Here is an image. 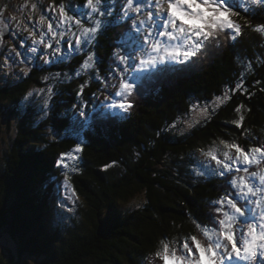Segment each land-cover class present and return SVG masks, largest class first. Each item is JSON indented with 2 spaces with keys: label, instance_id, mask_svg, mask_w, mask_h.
<instances>
[{
  "label": "trees",
  "instance_id": "obj_1",
  "mask_svg": "<svg viewBox=\"0 0 264 264\" xmlns=\"http://www.w3.org/2000/svg\"><path fill=\"white\" fill-rule=\"evenodd\" d=\"M119 13L117 8L110 19ZM240 14L243 32L235 42L213 46L196 64H158L154 74L140 81L132 80L135 68L123 77L117 74L128 65H118L112 51L119 47L123 54L134 48L136 36L127 23H110L90 47L96 63L87 75H77L83 69L84 54H79L61 66L36 62L28 77L1 85L0 118L18 116V108L22 110L0 165V235L5 231L16 243L15 259L29 255L38 257L34 264H142L159 238L192 230L188 213L201 224L211 221L208 202L231 190L230 177L211 172L197 177L192 170H200L195 148L217 137H240L245 129L256 137V146L264 140V36L251 30L264 23V9ZM115 27L121 29L115 33ZM123 33L126 37L119 41ZM55 72H64L65 80L42 79ZM121 82L133 86L135 101L128 112L113 113L100 103ZM49 83L55 93L51 114L37 122L42 103L22 106L20 101L29 88L46 89ZM237 84L242 87L237 89ZM225 93L230 99L217 106L214 102ZM193 105L204 107L206 115L188 133L160 132L166 122L188 116ZM241 105L245 119L237 128L235 109ZM251 136L240 142L247 146ZM78 143L82 152L75 153L78 160L69 166L75 164L76 171L68 174L79 200L69 216L67 205L56 200L68 169L56 161ZM142 192L146 205L121 209L122 202ZM4 259L0 264L17 263L13 254Z\"/></svg>",
  "mask_w": 264,
  "mask_h": 264
},
{
  "label": "clouds",
  "instance_id": "obj_2",
  "mask_svg": "<svg viewBox=\"0 0 264 264\" xmlns=\"http://www.w3.org/2000/svg\"><path fill=\"white\" fill-rule=\"evenodd\" d=\"M41 5H47L53 12L51 21L41 14ZM117 8L120 13L113 21L110 18ZM256 9H264V0H82V3L80 0H59L58 3L56 0H0V50L8 46V52L0 57V74L18 80L17 70L24 77L32 71L28 66L32 58L29 57L28 64H25L11 42L3 39L9 28L20 34L26 33V39H31L34 46L28 51L32 57L39 46L43 45L47 50L54 42L53 52L49 54L46 51L41 57L44 64H49V55H59L61 41L65 38L69 43L74 40L76 51L80 52L81 45L92 47L110 23H127L128 30L136 36L135 47L123 54L119 47L112 51L118 65H128L123 72L117 73L123 77L130 68L198 63L209 56L213 46L219 47L224 41H233L236 35H242L240 10L254 15ZM245 23L251 26L250 21ZM251 30L264 36V23L252 26ZM94 56V52H88L83 62L87 70L95 68ZM136 60L140 61L138 65L134 63ZM42 79L58 81L60 73H49ZM96 79H100L99 74ZM121 83L128 85L127 88L119 85L115 93L122 102H112L107 107L119 108L114 105L135 101L133 86ZM112 87H116L115 83ZM52 90V86L29 88L20 104L26 106L34 95L40 97L44 109L40 119H47L51 114L50 102L55 95ZM119 109L129 111L127 108ZM198 122L195 118L185 121L178 116L172 123L166 122L160 132L183 136ZM160 132L156 135L159 136ZM250 136L249 130L245 129L240 137H217L195 148L199 162L212 175L230 177L227 183L231 190L226 188L208 202L213 213L209 223L201 224L188 213L192 230L159 238L142 264H264V140L259 142V146H256L254 136L247 146L240 142ZM134 155L138 159L140 154L136 152ZM192 170L197 177L205 175L195 166ZM70 171L68 169L63 174L64 194L75 204L79 198L70 183ZM65 176L69 179H64ZM147 203L143 199L135 207L142 208ZM69 211H75V208Z\"/></svg>",
  "mask_w": 264,
  "mask_h": 264
},
{
  "label": "rangeland",
  "instance_id": "obj_3",
  "mask_svg": "<svg viewBox=\"0 0 264 264\" xmlns=\"http://www.w3.org/2000/svg\"><path fill=\"white\" fill-rule=\"evenodd\" d=\"M41 10V14L46 16L50 21L52 19L53 16V12L51 10H49L47 8V5H41L40 7ZM31 23H34V21H32ZM9 33L10 36L8 39L3 38L5 41H10L11 42V46L13 48L16 49L17 52L20 53V57L19 59L24 60L25 64H28V58L31 57L32 58V63L29 64L28 66H32L34 65L36 62H40L44 64V61L41 59V57L43 55H45V52L47 51V53L51 54L53 52V49L56 47L55 43L53 42L52 47L45 50V48L43 47V45L38 47V51L36 53V55L34 57H32V54L28 51V49L30 47H33L34 45L32 44L31 39H26L27 34H20L19 32H16V30L9 28ZM114 41H116V39H114ZM116 44V42H114V45ZM23 45V47H22ZM90 52L89 46H87L86 44L81 45V49H85ZM92 50V48H90ZM76 51V45H75V41L73 40L71 43H69L68 39L65 38L64 40L61 41V51L59 53L58 56H53V55H49V59H50V63L49 64H57L61 66L62 62H67L69 63V61L74 57L72 55V53ZM8 52V46L5 45V47L0 50V57H3L6 53ZM15 56V54L13 53V57ZM95 57V56H94ZM140 62V61H139ZM46 64V65H49ZM139 64V63H138ZM137 64V65H138ZM83 65V63H82ZM40 67V66H39ZM79 68H81V66H79ZM153 67H141V68H136L137 70L141 71V70H147V69H151ZM157 66H155L151 72H154V70H156ZM79 71L77 73H79L80 76H85L87 75V70L84 69H78ZM17 75L19 76V79L23 77L22 73H19L17 70ZM78 75V77H79ZM60 78L61 80H65V73L62 72L60 73ZM18 79V80H19ZM18 80H13L12 77H5L3 74H0V88L2 87L1 85L5 84V83H13L16 82ZM60 80V81H61ZM62 83V81H61ZM51 86V84L49 83V85L47 87ZM46 87V88H47ZM41 98L37 97V96H33L31 98L30 101L32 102H40ZM110 103H112L111 99H105L102 102V105L104 107H107V105H109ZM110 108V107H109ZM113 109L115 112H118L120 109L119 108H111ZM43 110V107H42ZM18 112L20 115L18 116H13L11 115L10 118L8 119H4L0 118V165L2 162V156L4 155V153L6 152L7 148L9 147L10 143L12 142L15 134H16V126L17 123L19 121V118L21 117V113L22 110L21 108H18ZM205 112V108L202 106H197V105H193L191 112L188 116L186 117H181V119L188 121L191 120L193 118H195L196 120L200 121L201 119H203L201 113ZM39 113L36 114L37 118V122L40 120V116L38 115ZM17 115V114H16ZM3 122V123H1ZM72 152V151H70ZM69 152V153H70ZM75 155V153H73ZM74 161L71 160H65L64 163H67L69 166L72 165ZM196 166H199L200 170L204 172V174H209L210 170L204 168V165L202 163L199 162L198 159V154L196 156V162H195ZM211 176H214L211 174ZM56 195V194H55ZM58 196L59 199H57L56 196V200L57 202H59V204H65L67 205L66 210L64 211L65 213H67L69 216H73L75 214L74 211H69V209H72V204H74L72 201L68 200L65 198V194H64V185H63V180L60 182V190L58 192ZM144 199V193H139L137 195H135L134 197L130 198L129 200L122 202L120 205L121 209L123 210H130L135 207L136 203H140L142 200ZM79 200V199H78ZM78 200H76V202H78ZM16 250H17V246L16 243L10 239V237L8 236V234L5 233V231L0 235V259H2V261H6L4 258L7 259V257H9L10 254H13L14 259L16 257ZM16 260V264H34L37 263L39 261L38 257H33V256H24L21 259H15Z\"/></svg>",
  "mask_w": 264,
  "mask_h": 264
},
{
  "label": "snow or ice",
  "instance_id": "obj_4",
  "mask_svg": "<svg viewBox=\"0 0 264 264\" xmlns=\"http://www.w3.org/2000/svg\"><path fill=\"white\" fill-rule=\"evenodd\" d=\"M241 35H236V37H235V39H233V41L235 42L236 40H237V38L238 37H240ZM82 68L83 69H85V70H87V65L86 64H83L82 65ZM248 69H249V71H251V65H248ZM77 75H79L78 73H77ZM120 87L121 88H127L128 87V85H126V84H124V83H121L120 84ZM237 89H239V88H241L242 86L240 85V84H237ZM53 91V90H52ZM79 91L82 93L83 92V87H81L80 89H79ZM243 94V93H242ZM227 99H230V97L228 96V94L227 93H225V96L223 97V98H221L220 100H218V101H216V102H214V103H216L217 104V106L220 104V103H223L224 101H226ZM132 104H127V105H125V104H120V105H114V107H119V108H127V109H130V108H132ZM243 108V105H241L240 107H237L236 109H235V111H236V113L238 114V118L236 119V120H234L233 121V123L235 124V126L236 127H241L242 126V124H243V122H244V119H245V117L243 116V115H240V113H241V109ZM202 115L203 114H206V110H205V112L204 113H201ZM82 152V147L80 146V144L78 143V144H76L75 145V147H74V149H73V151L72 152H70V153H67V154H61V156H60V158L56 161V164H57V166H59V167H62V168H65V169H71L72 171H76V166H75V164L73 165V167L72 168H69V165L67 164V163H64V161L67 159V160H71V161H77L78 160V157L76 156V155H74L73 153H81ZM108 167H109V165H108ZM64 179H69V177L68 176H65L64 177ZM26 264H27V262H26Z\"/></svg>",
  "mask_w": 264,
  "mask_h": 264
},
{
  "label": "water",
  "instance_id": "obj_5",
  "mask_svg": "<svg viewBox=\"0 0 264 264\" xmlns=\"http://www.w3.org/2000/svg\"><path fill=\"white\" fill-rule=\"evenodd\" d=\"M9 37V34H8V32L4 35V37L3 38H8Z\"/></svg>",
  "mask_w": 264,
  "mask_h": 264
},
{
  "label": "bare ground",
  "instance_id": "obj_6",
  "mask_svg": "<svg viewBox=\"0 0 264 264\" xmlns=\"http://www.w3.org/2000/svg\"><path fill=\"white\" fill-rule=\"evenodd\" d=\"M119 100L122 102V98H119Z\"/></svg>",
  "mask_w": 264,
  "mask_h": 264
}]
</instances>
